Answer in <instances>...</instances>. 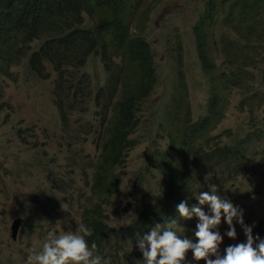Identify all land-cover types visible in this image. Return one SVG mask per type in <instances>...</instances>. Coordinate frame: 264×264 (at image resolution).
<instances>
[{"label":"trees","instance_id":"16d2710c","mask_svg":"<svg viewBox=\"0 0 264 264\" xmlns=\"http://www.w3.org/2000/svg\"><path fill=\"white\" fill-rule=\"evenodd\" d=\"M202 1L193 25V38L198 66L205 75L212 76L206 116L197 122L191 120L183 50L179 47L174 57L179 83L177 94L166 102L165 120L159 122L162 135L151 141L149 167L145 170L149 172L152 167L159 170L163 179L159 198L150 193L142 196L138 214L117 228L109 225L106 207L119 191L121 182L116 170L127 165L130 153L142 143L131 139L138 125L136 113L158 82L155 53L141 35L159 0H0V101L3 81L18 78L20 73H12L11 67L23 60H26V72L37 74L41 80L52 74L57 76L54 96L59 100L57 107L65 131H68L69 113L86 112L84 105L92 103L97 115H105L118 93L110 119L100 120L104 141L95 164L88 167L92 170L90 184L76 188L90 189L92 196L81 212L76 211L71 198L64 196L54 208L55 212L62 210L66 215H75L73 232L80 223L92 228L93 236L87 238L89 246L95 242V252L104 259L109 258L110 264H144L137 240L158 224L164 228L175 220L173 230L179 236V225L186 221L180 218L177 205L182 201L189 207L199 205L187 200L185 189H189V181L200 182L196 192L221 190L234 179L239 168L248 164L246 155L250 147L263 139V130L257 127L245 138L227 146L211 145L210 134L225 118L224 89L245 86L246 80L253 79L246 75L247 68L256 62L254 58L264 59V0ZM218 27L223 29L220 34L216 33ZM34 41L36 46L32 48L30 44ZM25 42L27 46L21 47ZM91 56L100 58L106 71L112 73L105 85L76 76V71ZM218 56L224 60L225 68L215 65ZM66 77L76 79L73 93H70L72 83L63 80ZM239 106H247L246 110L255 116L264 107L263 94L255 91ZM163 137L167 146L161 151L158 139ZM67 188L69 182L63 181L60 193L65 194ZM217 194L243 211L245 206L241 202L248 203L260 191L241 190L237 199L240 202L231 201L230 193L217 191ZM36 198L43 199V195L37 193ZM130 208L127 205L123 210ZM38 215L32 208L28 220ZM244 223L254 225L253 235L264 239V218L255 223L248 215ZM236 232L234 244L245 242L242 228Z\"/></svg>","mask_w":264,"mask_h":264},{"label":"rangeland","instance_id":"374dc122","mask_svg":"<svg viewBox=\"0 0 264 264\" xmlns=\"http://www.w3.org/2000/svg\"><path fill=\"white\" fill-rule=\"evenodd\" d=\"M159 2L149 26L141 35L151 44L155 53L158 83L151 97L142 103L136 117L138 125L131 139L142 143L130 153L127 165L116 170L120 182L124 179L127 185L122 190L120 183L118 193L106 208L107 212L118 211L112 212L110 224L113 227L128 223L129 218L137 213V208L142 204V196L146 193L159 198L162 176L154 167L149 172L144 168L149 165L147 161L150 157L151 141L162 135L159 123L153 116L162 119L166 102L177 94V64L174 60L177 48L182 47L183 50V69L186 74L192 121L197 122L206 116L209 91L213 87L212 76L205 75L198 66L192 34L193 24L202 9L203 1ZM87 22L90 23L89 19ZM222 30L218 27L216 33L220 34ZM254 59L256 62L247 68L249 73L246 75L253 79L246 80L245 86H233L227 91L224 89L227 94L224 96L225 118L210 134L213 138L211 145L234 144L245 138L255 127L262 129L264 134V108L252 116L246 110L247 106H239L241 102L253 96L255 91H259L264 97V59ZM215 65L226 67L221 56L217 57ZM12 69L23 76L27 71L24 61ZM84 73L94 82L106 83L107 75L98 58L91 57L78 76ZM55 78L57 76L54 75V78L42 81L18 77L16 80H8L5 86L2 101L6 107L0 109V264H26L30 249L39 250L42 247L47 231H70L69 228L76 222L73 214L63 215L61 211L59 214H52L50 211L46 215V228L40 232L36 217L27 220L31 208L34 207L38 209L41 217L46 214L43 207L36 203L37 193L43 195L42 201H46L48 197L52 205L61 201L63 196L71 198L78 212H81L86 201L92 196L90 189L73 191L86 183L90 184L89 176L92 170L88 167L95 164L104 141L103 131L99 128L101 116L97 117L95 110L71 112L66 119L71 127L65 131V124L57 107L59 100L54 96ZM216 89L221 93L222 90L218 87ZM90 107L92 103L89 106L84 105V109ZM158 146H167L165 137L158 139ZM247 153L248 167L253 169L246 168V172L237 178L236 188L261 190L260 194L254 195L248 203L241 202V205L245 206L244 221L249 215L256 223L264 218V135ZM258 180L261 181L260 186ZM63 181L69 182L65 194L60 193ZM189 182L194 183L196 189L200 185L197 180ZM231 200L240 202L233 196ZM127 205H131L132 209L124 211ZM204 211H209L207 205ZM18 217L22 218V224L18 229L17 239L13 240L10 225L11 221ZM234 225L239 231L241 226L235 221ZM218 231L223 237L220 246V252L223 253L225 246L234 240L227 237L229 228L223 219ZM105 254L108 255L106 251Z\"/></svg>","mask_w":264,"mask_h":264},{"label":"clouds","instance_id":"9594fccd","mask_svg":"<svg viewBox=\"0 0 264 264\" xmlns=\"http://www.w3.org/2000/svg\"><path fill=\"white\" fill-rule=\"evenodd\" d=\"M149 23H147V26H149ZM193 27H192V34H193ZM27 44L28 42H25L23 45H21V47L25 48ZM30 45L32 48H34L36 46V42L34 41ZM91 57L88 58L87 63L84 67L76 71V76L77 77L84 76V78L89 80V82L94 83L91 77L86 73L78 76L79 71L87 66L88 61ZM98 59L101 61L100 58ZM23 61L25 62L26 65V60ZM101 63L103 64L104 73L107 75L105 82L108 83L109 79H111L112 77V73L107 72L104 63L102 61ZM183 63H184V59H183ZM11 72L13 73L17 71L13 70L11 67ZM54 75L55 74H52L51 77L54 78ZM18 77H25L26 80H30L31 78L41 80L37 76V74L33 72L31 73L26 72L25 76L20 74ZM55 80L56 78L54 79V86H55ZM63 80L70 81L72 83L70 87V93H73V90L77 87L76 79H71L69 77H66L63 78ZM7 83L8 80L3 81L4 90ZM105 84L101 83V85H105ZM178 84L179 83L177 77V85ZM4 90H3V96H4ZM121 90H122L121 87H119V91ZM117 94L114 98V103L108 113H106L105 115H97L95 112V115L97 117L101 116L100 120L105 117L107 119H110L109 117H111L112 111L114 110V107L117 104ZM2 106H4L3 108H5L6 104L1 100L0 109H3L1 108ZM140 108L136 113V117L140 111ZM90 110L96 111V109H93L92 107L88 109V111ZM260 110H258L257 112H259ZM77 112L79 113V110ZM153 118L157 119L158 123L165 120L164 118L160 119V117L156 118V116L155 117L153 116ZM70 127L71 126L69 125L68 129ZM165 147L166 146L164 147L160 146L159 148L161 151H163ZM246 161L248 164L241 169L239 168L237 175L234 177V179H232V181H228L225 184L226 190L222 188L221 190H215V189L209 191L201 190L199 192H196L194 191L196 185L191 182L188 183L189 189L187 188L185 189V193H187L186 194L187 200L192 204L197 202L199 205L197 206L193 205L189 207L186 201H182L177 205V211L180 218L186 221V224L179 225V236L173 230V225L176 224V221L173 220L170 223H168L164 228H162L159 224L156 225L155 228L151 230L149 234L137 240V246L144 257V264H264V239H261L259 235H255V236L253 235L254 225L253 226L245 225L243 219L244 214L242 210L235 207L229 200L224 199L217 194V191H220L222 194L228 195V193H230L236 199L239 198L241 194V190H238L236 188V184H238L237 178L241 174H243V172H246V168L247 169L252 168V167H248L249 165L248 155H246ZM147 167H149V165H147ZM147 167H145L144 170H146ZM254 171L256 170L254 169ZM121 180H122L121 189L123 190L127 184L125 185L124 179ZM258 181H259L258 186H260L261 181L260 180ZM229 184L231 188H229ZM258 186H252V188L256 189L258 188ZM76 191H81V190L75 189L73 192ZM36 203L38 205L43 204L41 206L43 207L44 211L46 210L45 211L46 214L44 215V217H41L40 213L38 216H35L36 218L37 217L41 218V220H38V218L37 220L39 221L40 232H43L44 228H46V224H43V221L46 222L47 213L52 211V214H59L60 212L54 211L55 205H52L50 200L42 201V199H40L39 202L38 200H36ZM205 205H207L208 207L209 210L208 212H205L203 209ZM34 208L36 210V213H38L39 212L38 209L36 207ZM130 209H132V207ZM138 209L139 207L137 208V213L131 216L129 218V221L131 220L132 217L138 214ZM60 211L62 212L63 215H66L63 213L62 210ZM107 213L110 215V220H111L112 212H107ZM16 219H20L22 224L21 217H18ZM222 219L228 225L229 231H227L226 235L229 239L235 240L237 238V232H236V227L234 225V221L236 224H239L241 226L244 236L246 237L245 242L236 243V244L232 242L226 245L223 253L220 252V246L223 243V237L218 231ZM110 220H109V225H111ZM12 222L13 221H11V224ZM120 227L122 226H119V228ZM69 229L70 231H66V232H56L50 230L47 231L45 234L46 240L43 243L42 247L39 250L35 248L30 249V254L27 257L26 264H110V260L104 259L101 255L95 252V249L97 248L95 242L91 243V246H89L87 238L93 236L92 228H90L89 226L83 223H80L77 226L75 232H73L71 228ZM11 239L13 238L11 237ZM15 239H17V236H15Z\"/></svg>","mask_w":264,"mask_h":264},{"label":"water","instance_id":"95a60500","mask_svg":"<svg viewBox=\"0 0 264 264\" xmlns=\"http://www.w3.org/2000/svg\"><path fill=\"white\" fill-rule=\"evenodd\" d=\"M20 224H21V220L20 219H15L13 220L12 224H11V231H12V235H13V239H15V236L17 234V231L20 227Z\"/></svg>","mask_w":264,"mask_h":264},{"label":"bare ground","instance_id":"6f19581e","mask_svg":"<svg viewBox=\"0 0 264 264\" xmlns=\"http://www.w3.org/2000/svg\"><path fill=\"white\" fill-rule=\"evenodd\" d=\"M216 60V59H215ZM260 66V65H259ZM255 81V80H254Z\"/></svg>","mask_w":264,"mask_h":264}]
</instances>
